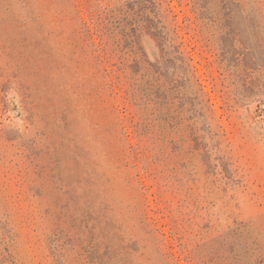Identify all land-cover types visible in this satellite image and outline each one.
<instances>
[{
	"label": "rangeland",
	"instance_id": "rangeland-1",
	"mask_svg": "<svg viewBox=\"0 0 264 264\" xmlns=\"http://www.w3.org/2000/svg\"><path fill=\"white\" fill-rule=\"evenodd\" d=\"M262 104L264 0H0V264H264Z\"/></svg>",
	"mask_w": 264,
	"mask_h": 264
},
{
	"label": "trees",
	"instance_id": "trees-1",
	"mask_svg": "<svg viewBox=\"0 0 264 264\" xmlns=\"http://www.w3.org/2000/svg\"><path fill=\"white\" fill-rule=\"evenodd\" d=\"M7 252H8V250L6 248H4V253L6 254L5 256H7V259L4 262H9V263L13 264V259Z\"/></svg>",
	"mask_w": 264,
	"mask_h": 264
},
{
	"label": "built area",
	"instance_id": "built-area-1",
	"mask_svg": "<svg viewBox=\"0 0 264 264\" xmlns=\"http://www.w3.org/2000/svg\"><path fill=\"white\" fill-rule=\"evenodd\" d=\"M258 113H260L261 115L264 114V104L259 106Z\"/></svg>",
	"mask_w": 264,
	"mask_h": 264
}]
</instances>
